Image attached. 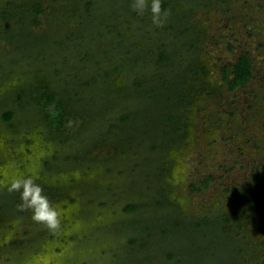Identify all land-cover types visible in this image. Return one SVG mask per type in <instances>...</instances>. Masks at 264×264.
<instances>
[{
	"label": "rangeland",
	"instance_id": "obj_1",
	"mask_svg": "<svg viewBox=\"0 0 264 264\" xmlns=\"http://www.w3.org/2000/svg\"><path fill=\"white\" fill-rule=\"evenodd\" d=\"M175 1L157 27L132 0H0V264H264V0ZM47 90L73 126L48 123ZM21 177L57 234L18 210Z\"/></svg>",
	"mask_w": 264,
	"mask_h": 264
},
{
	"label": "trees",
	"instance_id": "obj_2",
	"mask_svg": "<svg viewBox=\"0 0 264 264\" xmlns=\"http://www.w3.org/2000/svg\"><path fill=\"white\" fill-rule=\"evenodd\" d=\"M162 2V9L164 11H173V6L175 5V0H161ZM92 4V2L90 3ZM43 11L42 6H38L35 9V12L37 14L41 13ZM38 22V21H37ZM30 35V34H29ZM12 38V37H11ZM13 39L15 40V37H13ZM27 40L29 39V36L26 38ZM22 40V39H20ZM20 43V42H19ZM46 49V48H44ZM171 60V54L165 50H161L158 54L157 57V62L158 64H164L166 62H169ZM231 66L233 67L232 70V77L229 76V70L225 69V80L228 81V85L229 88L231 90L236 89L237 87H244L246 86V84L248 83V81L253 77V67L251 64V58L250 55L248 53H242L240 54V56H238L237 61L233 64H231ZM22 90L18 91V94H21L22 96L24 94L21 93ZM39 95V100L41 103H43L45 105V110H46V116L48 119V123L53 127L54 130L56 131H62L65 127L67 126H73L76 122V117L73 115L75 114L74 111H67L66 110V103H62L60 102V96L58 95V93H55L52 90H47V91H41ZM16 114V111L13 109H8L4 112L3 114V119L5 121H11L14 119ZM131 115H125L123 116V120L124 121H129ZM171 119H174V117L171 116ZM177 123V122H176ZM184 129V127L182 125H180L179 123H177L175 125V131H177V133H179L180 131H182ZM212 179V177L210 176L207 179L204 180H199L200 185H197L195 182H193L191 184V189L193 191H201L204 189V187H207L209 185L210 180ZM138 209V204L136 203H130L127 206V210L129 212H134ZM198 229H201L202 227L205 226V224L202 221H199V223L196 225ZM221 225H217L218 230L221 229ZM220 231V230H219ZM221 232V231H220ZM131 242H135L134 239L130 240ZM171 257L174 256L173 253L170 254ZM222 258H220L221 260ZM231 261H234L235 264H238L237 261L234 260V257L231 256L229 258ZM219 259L216 261L215 264H218ZM198 261H202V260H198ZM194 264H197V262ZM195 262V261H194Z\"/></svg>",
	"mask_w": 264,
	"mask_h": 264
},
{
	"label": "clouds",
	"instance_id": "obj_3",
	"mask_svg": "<svg viewBox=\"0 0 264 264\" xmlns=\"http://www.w3.org/2000/svg\"><path fill=\"white\" fill-rule=\"evenodd\" d=\"M133 11L143 13L146 9L151 12L153 25L162 27L168 13L162 9L161 0H132L130 5ZM8 192L20 193V203L17 204L19 211L30 210L31 219L45 227L51 234H57L61 230L59 212L52 207L44 189L31 178H16L11 180Z\"/></svg>",
	"mask_w": 264,
	"mask_h": 264
}]
</instances>
